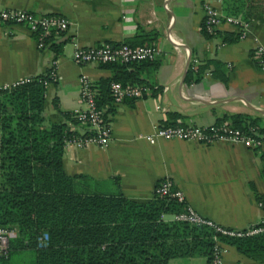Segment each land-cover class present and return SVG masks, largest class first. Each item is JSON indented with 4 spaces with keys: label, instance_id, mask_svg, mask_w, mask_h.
<instances>
[{
    "label": "crops",
    "instance_id": "1",
    "mask_svg": "<svg viewBox=\"0 0 264 264\" xmlns=\"http://www.w3.org/2000/svg\"><path fill=\"white\" fill-rule=\"evenodd\" d=\"M210 1L222 15V1ZM0 7L59 14L70 22L66 36L52 40L63 42L59 54L49 43L39 48L24 25L0 26V87L56 68L44 106L52 122L86 107L79 94L82 77L97 83L114 75L102 63L77 64L76 44L138 43L144 35L155 37L150 44L159 49L153 60L159 65L130 67L148 89L140 98L113 106L108 146L66 142L63 169L87 177L79 184L81 190L121 193L145 202L154 197L158 182L170 178L186 205L221 227L241 230L262 220L264 162L259 152L233 140L202 144L147 136L157 125L202 126L230 122L232 115L258 118V125H264V70L252 57L253 36L264 43L263 12L252 16L245 39L223 43L220 31H229L226 26L211 36L202 30V0H0ZM221 248V264H264V249L247 254L225 243ZM170 264L206 261L176 258Z\"/></svg>",
    "mask_w": 264,
    "mask_h": 264
},
{
    "label": "trees",
    "instance_id": "2",
    "mask_svg": "<svg viewBox=\"0 0 264 264\" xmlns=\"http://www.w3.org/2000/svg\"><path fill=\"white\" fill-rule=\"evenodd\" d=\"M221 1L223 15L248 23L257 12L264 13V0ZM203 21V32L211 36ZM220 33L223 43L238 40L234 31ZM153 39L144 35L138 43H125L150 45ZM52 40L47 38L45 43L59 54L63 42ZM141 63H152L154 68L159 65L157 61L101 64L114 72L96 83V105L105 121L110 123L113 112L110 83L141 84L129 71ZM52 68L0 87V227L13 233L6 253L0 254V264L26 250L33 253V264H170L173 259L189 257H203L209 264L216 243L233 245L247 254L264 249V232L228 236L206 225L165 219L186 208L185 202L173 198L154 195L151 200L137 202L121 193L81 190L79 184L87 177L65 173L64 148L75 134L91 132L71 130L70 123H76L72 113H63L60 122L47 119L45 94ZM230 117L232 127L261 124L258 118ZM256 151L264 162V144ZM43 234L48 236L47 243L39 247L38 238Z\"/></svg>",
    "mask_w": 264,
    "mask_h": 264
},
{
    "label": "built area",
    "instance_id": "3",
    "mask_svg": "<svg viewBox=\"0 0 264 264\" xmlns=\"http://www.w3.org/2000/svg\"><path fill=\"white\" fill-rule=\"evenodd\" d=\"M202 1L205 10L203 26L207 34L215 35L217 33L216 30L220 26H226L229 28V31H234L238 35V40H243L249 35L248 22L238 17L221 15L211 5L210 0ZM69 24V20L59 14H35L27 9L0 7V26L24 25L34 35L39 48L45 46L47 38H64ZM252 40V57L256 60L258 68L264 70V43L257 36H253ZM158 54L159 49L153 44L133 46L125 42L118 44L103 42L90 46L76 44L73 51V60L77 64L129 63L153 61L157 58ZM56 76V68L53 67L49 72V78L51 81H54ZM147 89L146 86L140 84H123L120 81H112L109 85L111 105L115 106L126 98H140ZM98 92L96 83L87 77L81 78L79 94L86 107L72 112L76 123H70V129L75 130L79 127L81 129L78 132L88 129L91 133L86 136L81 133L75 134L71 139H68V142L76 143L80 146L95 145L100 148L108 146L111 139V128L110 123L104 120L102 110L97 108L96 96ZM154 137L166 140H189L202 144H210L217 140H233L243 143L246 147L259 150L264 144V126L249 125L247 128L242 129L232 127L228 122L202 126L177 123L155 126L153 132L147 138L151 140ZM154 195L173 198L178 202H185L183 192L173 186L170 178H165L158 182L154 189ZM171 219L194 225H206L228 236H248L264 232V217L255 226L234 230L215 224L212 220L200 215L188 205H186L184 211L173 214ZM9 235L10 231L8 229L0 227V254H5L8 249ZM47 239V234L40 236L38 238V246H45ZM222 254L221 244L216 243L209 264H221Z\"/></svg>",
    "mask_w": 264,
    "mask_h": 264
},
{
    "label": "rangeland",
    "instance_id": "4",
    "mask_svg": "<svg viewBox=\"0 0 264 264\" xmlns=\"http://www.w3.org/2000/svg\"><path fill=\"white\" fill-rule=\"evenodd\" d=\"M2 264H5V263H2ZM6 264H33V253L31 251H27L26 253H23V255L14 254L11 257L10 261Z\"/></svg>",
    "mask_w": 264,
    "mask_h": 264
}]
</instances>
